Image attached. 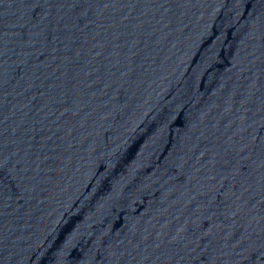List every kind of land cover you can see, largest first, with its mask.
Listing matches in <instances>:
<instances>
[{
    "label": "water",
    "instance_id": "1",
    "mask_svg": "<svg viewBox=\"0 0 264 264\" xmlns=\"http://www.w3.org/2000/svg\"><path fill=\"white\" fill-rule=\"evenodd\" d=\"M264 0H0V264H148Z\"/></svg>",
    "mask_w": 264,
    "mask_h": 264
}]
</instances>
